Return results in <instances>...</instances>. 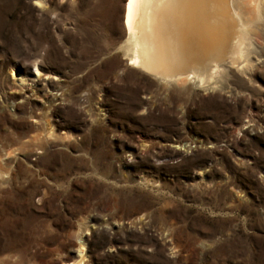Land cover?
<instances>
[{
    "label": "rangeland",
    "instance_id": "obj_1",
    "mask_svg": "<svg viewBox=\"0 0 264 264\" xmlns=\"http://www.w3.org/2000/svg\"><path fill=\"white\" fill-rule=\"evenodd\" d=\"M125 1L0 0V132L25 134L0 136L24 161L0 159V264L66 263L78 236L87 264H264V3L247 61L201 85L126 65Z\"/></svg>",
    "mask_w": 264,
    "mask_h": 264
},
{
    "label": "bare ground",
    "instance_id": "obj_2",
    "mask_svg": "<svg viewBox=\"0 0 264 264\" xmlns=\"http://www.w3.org/2000/svg\"><path fill=\"white\" fill-rule=\"evenodd\" d=\"M96 1L102 5L107 0ZM235 2L246 4L251 15L244 14L237 3L235 9ZM263 3L264 0H126L123 6L125 40L122 41L120 50L126 58L127 66L139 69L158 82L168 84L194 80L203 85V70L208 68L209 79H212L220 73L225 55L229 54L235 59L247 61L245 57L247 58L248 48L251 46L250 31L254 27L251 26L262 19ZM37 5L39 8L44 7L39 2ZM203 62H206V66H203ZM32 66L36 77V71L44 70L40 63H34ZM174 73H177L176 76ZM10 74L14 76L12 71ZM51 104L50 101L39 112L30 108L25 112L28 119H37L41 122L42 130L30 129L28 142L22 146L32 147L34 161L45 153L46 144L54 140L50 121ZM0 136L16 137L21 140L25 134L0 132ZM3 145L0 144L2 152L0 159L5 158L8 164H15L17 169L22 168L24 161L18 158L20 151L17 149L7 151L3 149ZM31 166L37 167L35 163ZM11 181H15L14 173L0 172V186L8 187ZM3 194L9 195V192L4 191ZM46 194L44 190H40V196L35 198L34 202L40 204ZM1 223L2 216L0 225ZM74 253L73 259L66 263L60 260L59 263L89 262L82 236L76 237ZM14 263L15 261H10L7 264Z\"/></svg>",
    "mask_w": 264,
    "mask_h": 264
},
{
    "label": "snow or ice",
    "instance_id": "obj_3",
    "mask_svg": "<svg viewBox=\"0 0 264 264\" xmlns=\"http://www.w3.org/2000/svg\"><path fill=\"white\" fill-rule=\"evenodd\" d=\"M34 3H38V0H33Z\"/></svg>",
    "mask_w": 264,
    "mask_h": 264
},
{
    "label": "water",
    "instance_id": "obj_4",
    "mask_svg": "<svg viewBox=\"0 0 264 264\" xmlns=\"http://www.w3.org/2000/svg\"><path fill=\"white\" fill-rule=\"evenodd\" d=\"M177 73H174V76H176Z\"/></svg>",
    "mask_w": 264,
    "mask_h": 264
}]
</instances>
